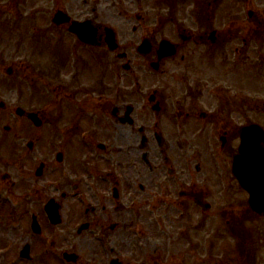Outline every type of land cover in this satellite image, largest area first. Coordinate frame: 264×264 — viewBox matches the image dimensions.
Returning a JSON list of instances; mask_svg holds the SVG:
<instances>
[{
    "label": "flooded vegetation",
    "instance_id": "obj_1",
    "mask_svg": "<svg viewBox=\"0 0 264 264\" xmlns=\"http://www.w3.org/2000/svg\"><path fill=\"white\" fill-rule=\"evenodd\" d=\"M0 23L70 217L0 264H264V196L232 173L242 136L264 153V0H2Z\"/></svg>",
    "mask_w": 264,
    "mask_h": 264
},
{
    "label": "rangeland",
    "instance_id": "obj_2",
    "mask_svg": "<svg viewBox=\"0 0 264 264\" xmlns=\"http://www.w3.org/2000/svg\"><path fill=\"white\" fill-rule=\"evenodd\" d=\"M5 32L6 30L2 31L0 29V102L10 108L14 106L15 99L11 100L9 97L7 87L8 81L4 69L6 68L5 55L8 53V49H10L8 45L12 38L9 37V40L6 41L7 35ZM133 57L135 58L134 55ZM4 115V112H0V139L4 134L3 127H11L12 132L9 134L6 144L9 147L16 145V148L11 149L10 152L6 150V146L0 148V228H29L32 215H35L37 221L41 225H45L46 223L42 216V208L48 199L52 197V194H44L40 192L36 195L35 192L36 190L40 191L47 183H51L49 180L51 178L46 176L44 179L36 181L34 178V171L38 167L39 162L49 160L51 155L47 152L46 148H43V156H39L41 155V150L37 147L32 154H28L24 148L22 138L26 141L35 136L36 133L31 131L27 133L22 132L19 134L18 139L15 140L14 134L16 133V130L20 129L21 132V129L23 128L22 122H12V124L9 125L10 122L7 119L8 114L6 115V118ZM0 144H3V140ZM7 168H11V170H8ZM5 174H8L10 177V180L7 183H4L1 180ZM11 184H14V187H11ZM62 216L64 218V214H62ZM58 229L63 230L64 228ZM175 229L176 228H170L171 231H174ZM133 232L140 234V231L135 228L133 229ZM154 234L155 238L159 237L156 230L154 231ZM154 244L156 247L158 246L157 242H154ZM156 256H158V253Z\"/></svg>",
    "mask_w": 264,
    "mask_h": 264
},
{
    "label": "water",
    "instance_id": "obj_3",
    "mask_svg": "<svg viewBox=\"0 0 264 264\" xmlns=\"http://www.w3.org/2000/svg\"><path fill=\"white\" fill-rule=\"evenodd\" d=\"M50 209H51V206L49 205V206L47 207V211H49ZM53 210H54V209H53ZM48 216H49L50 220L52 221V223H56V218H54V217H56L55 213L52 214V211H49V212H48ZM32 227H33V228L36 227L35 222L33 223Z\"/></svg>",
    "mask_w": 264,
    "mask_h": 264
}]
</instances>
